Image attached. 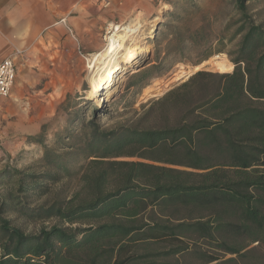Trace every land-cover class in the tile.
<instances>
[{
	"label": "trees",
	"instance_id": "16d2710c",
	"mask_svg": "<svg viewBox=\"0 0 264 264\" xmlns=\"http://www.w3.org/2000/svg\"><path fill=\"white\" fill-rule=\"evenodd\" d=\"M235 1L242 25L234 69L200 71L160 99L181 113L174 125L95 133L90 165L107 167L83 177L91 200L31 207L22 196L38 191L36 176L0 171V186L16 189L0 193V264H168L140 249L170 245L177 256L189 239L234 257L197 253L201 264H264V29L246 0ZM149 208L173 219L140 218ZM13 211L87 224L26 233L6 217Z\"/></svg>",
	"mask_w": 264,
	"mask_h": 264
},
{
	"label": "rangeland",
	"instance_id": "374dc122",
	"mask_svg": "<svg viewBox=\"0 0 264 264\" xmlns=\"http://www.w3.org/2000/svg\"><path fill=\"white\" fill-rule=\"evenodd\" d=\"M118 2L121 4L107 9L113 15L108 24L124 26L128 20L140 14L139 25L145 33H137L130 40L138 44L147 42L151 46V53L139 65V70H126L122 86L109 101L99 104L90 96L89 57L86 60L81 55H72L66 59L59 54L58 57L42 60L38 59L43 56L39 53L38 57L36 55L32 58L31 63H34H30L28 69L34 70L32 73L38 89L47 87L44 94L37 95L39 99L45 100L34 107L23 108L39 117L38 131L30 136L15 135L12 122L20 116L3 115L0 109V171L8 167L37 178L38 191H30L22 196L25 205L49 207L56 203L66 207L69 202H73L72 205L76 206L93 198L83 177L107 167L90 165L93 157H88L91 155L89 143L95 133L107 134L121 127L146 130L174 125L181 113L175 106L158 104V101L193 76L181 82H173V74L179 64L188 68L201 66L200 71L218 74H228L225 72L232 67L234 69L231 58L241 41L237 30L242 25L235 0ZM246 5L252 22L264 29V0H246ZM108 24L103 31L102 43ZM59 50L72 51L66 46ZM45 51L58 50L52 45ZM217 57L218 60L213 61ZM117 63L119 68H123L121 63ZM219 67L224 68L222 70ZM116 160L139 161L137 158ZM13 185L0 186V193L15 191ZM114 189V183L106 187L107 191ZM6 217L26 233H38L52 226L76 228L87 224L82 222L71 225L57 217L34 219L26 213L14 211ZM140 218H154L166 224L169 218L173 219L171 212L151 208ZM187 241L191 248L177 256L170 254L173 251L170 245L150 244L141 248L140 252L151 253L155 255L154 260L168 264H201L202 259L197 253L209 257L214 255L221 261L234 258L208 246L206 242L196 239ZM260 254L262 252L254 255Z\"/></svg>",
	"mask_w": 264,
	"mask_h": 264
},
{
	"label": "crops",
	"instance_id": "0c3cea01",
	"mask_svg": "<svg viewBox=\"0 0 264 264\" xmlns=\"http://www.w3.org/2000/svg\"><path fill=\"white\" fill-rule=\"evenodd\" d=\"M118 1L111 0L110 7L118 6ZM107 9L103 0H0V62L21 52L14 61L17 77L11 95L0 101L3 115L20 116L12 122L15 135L30 136L38 131L39 117L23 108L45 100L37 95L44 94L47 87L38 89L34 70L28 69L32 58L40 53L43 56L38 59L42 60L59 54L66 59L72 55L86 59L101 52L103 31L113 17ZM52 45L58 51L46 52ZM64 46L72 51L59 50Z\"/></svg>",
	"mask_w": 264,
	"mask_h": 264
},
{
	"label": "bare ground",
	"instance_id": "6f19581e",
	"mask_svg": "<svg viewBox=\"0 0 264 264\" xmlns=\"http://www.w3.org/2000/svg\"><path fill=\"white\" fill-rule=\"evenodd\" d=\"M140 20L141 15L139 14L135 19L128 20L129 22L124 26L111 24L109 33L104 39L106 43L104 50L89 56L90 96L99 104L109 101L119 90L125 80L126 70L131 69L135 72L142 61L151 53V46L147 42L138 44L134 42L135 40H130L137 33H145L142 30L143 27L139 25ZM216 60L218 57L213 59V61ZM117 61L121 63L123 68L117 66ZM201 69V66L188 68L179 64L174 71L173 82L184 81Z\"/></svg>",
	"mask_w": 264,
	"mask_h": 264
},
{
	"label": "built area",
	"instance_id": "2783aa9c",
	"mask_svg": "<svg viewBox=\"0 0 264 264\" xmlns=\"http://www.w3.org/2000/svg\"><path fill=\"white\" fill-rule=\"evenodd\" d=\"M111 4H112L111 0H103L104 8L106 9L110 8ZM111 24H115V23H110L107 26L104 39L106 35L109 33V28ZM19 54H21V52L15 51L12 55L8 56L6 59L0 62V101L11 95V91L17 77V66L14 61H15V57Z\"/></svg>",
	"mask_w": 264,
	"mask_h": 264
},
{
	"label": "water",
	"instance_id": "95a60500",
	"mask_svg": "<svg viewBox=\"0 0 264 264\" xmlns=\"http://www.w3.org/2000/svg\"><path fill=\"white\" fill-rule=\"evenodd\" d=\"M137 70H139V68H137ZM196 74V73H195ZM191 77V76H190ZM189 78V77H188Z\"/></svg>",
	"mask_w": 264,
	"mask_h": 264
}]
</instances>
